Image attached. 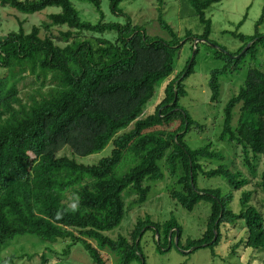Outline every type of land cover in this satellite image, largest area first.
<instances>
[{
    "label": "trees",
    "instance_id": "16d2710c",
    "mask_svg": "<svg viewBox=\"0 0 264 264\" xmlns=\"http://www.w3.org/2000/svg\"><path fill=\"white\" fill-rule=\"evenodd\" d=\"M79 1L90 3L99 13L95 23L81 19L72 0H0L24 14L59 8L42 25L47 30L67 28L56 36L66 42L63 46L52 36L41 38L38 26L25 33L21 22L17 31L0 37L4 72L0 76V250L17 236L31 234L48 247L62 241L63 254L79 244L94 264H105L99 249L117 255L121 264H145L139 248L143 234L150 229L160 251L169 250L175 238L178 249L191 252L210 247L213 257L223 261L239 256L244 249L250 250L247 264H258L256 256L264 262V71L249 66L242 85L223 106L219 138L241 146L247 174L232 167L233 160L226 162L220 151L211 149L210 142L190 148L185 141L197 122L180 100L187 95L184 81L194 70L197 46L181 71L173 74L187 39L210 44L214 58L223 62L211 70L208 79L210 101L216 103L221 95L220 77L232 73L233 67L241 70L242 62L255 60L259 46L264 47V33L258 30L264 22V5L254 34L234 33L242 45L230 52L209 37L212 22L206 10L222 0H181L183 9L188 6L190 14L203 24L201 34L187 30L184 37L164 19V0H157V21L169 34L167 39L134 24L120 7L125 0H108L110 12L123 17L122 21L105 20L101 0ZM84 32L98 36L92 41L82 36ZM104 33L113 37L101 36ZM171 75L161 101L144 115L157 88ZM28 77L32 80L26 83ZM27 88L30 90L24 91ZM174 121L179 123L172 130L149 129ZM107 146H111L110 153L97 162L79 160ZM63 149L69 155H59ZM202 159L224 161L205 170ZM260 160L259 179L254 182ZM164 163L170 175L176 176L169 189L172 199L189 212L201 201L209 203L203 234L187 238L181 245L183 229L173 216L158 222L146 214L135 222L129 238L120 233L112 238L109 233L123 227L129 209L144 204L153 183L164 178ZM199 175L221 177L224 187H199ZM236 191L240 192L239 211L231 205ZM259 193L263 194L261 203H252ZM129 195L133 197L127 200ZM74 202L76 212L70 210ZM237 223L245 226V236L229 247L227 257L216 254L221 225ZM36 256L11 254L1 258L0 264H15L23 258L30 261ZM40 260V264H48L49 255L42 252Z\"/></svg>",
    "mask_w": 264,
    "mask_h": 264
},
{
    "label": "rangeland",
    "instance_id": "374dc122",
    "mask_svg": "<svg viewBox=\"0 0 264 264\" xmlns=\"http://www.w3.org/2000/svg\"><path fill=\"white\" fill-rule=\"evenodd\" d=\"M81 19L95 23L99 19V13L94 7L85 1L72 0ZM264 5V0H222L214 3L206 10V17L211 19L210 39L219 45L224 46L228 51L235 52L241 45L242 41L234 36V33H242L244 35H252L255 32V25L259 19ZM122 11L131 17L134 24H141L145 26L146 32L153 36H160L162 38H169V34L163 30L157 21L158 15V1L157 0H125L120 4ZM101 8L104 12L105 20L122 21L123 17L111 13L108 6V0H101ZM59 8L49 7L42 11L33 14H24L8 5L0 3V37L5 36L10 31H17L19 23H22L25 33H29L33 26H38L39 36L42 38L46 35L52 36L54 42L60 46L66 44L64 41H59L58 36L61 32L66 30L65 26H52L49 30L45 29L42 22H49L48 14L57 12ZM162 15L179 37H184L187 30H191L194 34H201L203 32V24L197 16L190 14V8L187 6L183 9L181 0H164L161 7ZM241 23V24H240ZM240 24V25H239ZM259 33H264V22L258 26ZM57 36V37H56ZM82 36L94 41L98 34H91L84 32ZM106 38H112L111 33H104ZM71 40V38L69 39ZM198 47L196 54V62L194 70L189 77L184 81L187 95L180 100L183 106L196 124L192 125L190 131L185 135V141L190 148H197L205 143H211V149L220 151L224 156V160L232 167L242 169L245 174L247 170L242 164V148L236 142H227L219 138L222 123L224 119L223 106L229 99L230 95L236 93L240 85H242L246 72L249 66L259 68L264 71V47L258 48V55L255 60L251 62L248 58L242 62L241 70H236L233 67V72L228 75L221 76V95L219 100L214 103L210 101V90L208 87V79L212 69L219 68L223 62L214 58V48L204 41L197 39H187L181 48L180 56L175 63V70L173 74L178 73L184 67L185 62L192 56L195 47ZM4 72L0 68V76ZM173 77L171 75L157 88L156 95L147 105L144 115L151 113L155 106L163 98V88L166 82ZM32 77H28L26 83L30 82ZM27 88L24 91H29ZM238 116V106L234 109V116L232 124L236 125ZM178 121L170 124L153 125L149 127L150 130L160 129H174L178 126ZM149 129H146L149 130ZM145 131V132H146ZM111 146H107L102 152L92 154L85 158L79 159L84 163L93 164L97 162L100 157L106 156L110 153ZM68 154L69 150L63 149L58 154ZM223 160V159H222ZM222 160L202 159L201 162L206 169L214 167L222 162ZM223 160V161H224ZM225 162V163H226ZM257 172L252 177L254 182L259 179V173L262 168L261 160L258 162ZM164 178L156 183H153L152 189L148 195V199L144 204L133 206L129 209L127 217L122 221V226L118 231L109 233L112 238H116L120 233L126 238H129V233L135 222L139 218H144L146 214L151 217V220L163 222L173 216L178 224L182 227L183 233L181 236V245L185 244L188 239H197L205 231L206 219L210 213L209 203L205 201L199 202L192 211H187L179 203H177L170 196L169 189L174 184L176 176H171L167 164L163 166ZM251 178V176H250ZM224 180L221 177H205L199 175L197 185L199 187H214L222 185ZM253 182L245 187L251 188ZM224 187V185H222ZM226 189V186H225ZM240 191V190H239ZM236 191L234 200L231 205L235 211L241 209L238 198L240 192ZM263 194H256L253 197L252 203H261ZM129 195L126 199L132 198ZM221 230V243L215 248L216 254L227 257L230 246L238 242L246 234L245 226L242 223L237 224H223ZM163 230L160 232V243L163 244L164 236ZM152 231L149 229L145 231L141 238L139 250L145 255V264H247L250 258V250H239V256L221 260L218 256L213 257L212 249L210 247H202L199 249H178L175 246L176 240L173 239L172 246L169 245V250L163 249L160 251L157 247V238H152ZM169 240V239H168ZM94 247L96 242L92 241ZM47 246V247H46ZM63 242L58 241L50 244L41 243L35 235L24 234L17 236L12 241L8 242L0 250V259L11 254H37L32 260L23 258L22 261H16L15 264H40V255L46 252L49 255L50 261L48 264H94L90 259L88 253L84 248L75 244L71 246L67 254L62 253ZM99 253L104 259L105 264H121L119 257L111 253L107 249H99ZM256 259V260H255ZM252 262L264 264L260 257L257 256ZM10 264V263H7ZM132 264H140L139 261H134Z\"/></svg>",
    "mask_w": 264,
    "mask_h": 264
},
{
    "label": "clouds",
    "instance_id": "9594fccd",
    "mask_svg": "<svg viewBox=\"0 0 264 264\" xmlns=\"http://www.w3.org/2000/svg\"><path fill=\"white\" fill-rule=\"evenodd\" d=\"M77 209H78V204H77L76 202H74V203H72V204L70 205V210H71L72 212H76Z\"/></svg>",
    "mask_w": 264,
    "mask_h": 264
},
{
    "label": "water",
    "instance_id": "95a60500",
    "mask_svg": "<svg viewBox=\"0 0 264 264\" xmlns=\"http://www.w3.org/2000/svg\"><path fill=\"white\" fill-rule=\"evenodd\" d=\"M246 48H247V47H246ZM244 50H245V49H244ZM244 50H243V51H244Z\"/></svg>",
    "mask_w": 264,
    "mask_h": 264
}]
</instances>
